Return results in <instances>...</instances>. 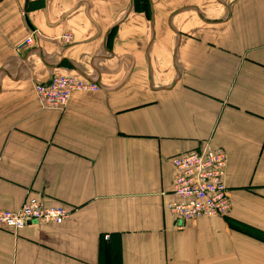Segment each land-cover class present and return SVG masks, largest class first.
<instances>
[{
	"label": "crops",
	"instance_id": "obj_1",
	"mask_svg": "<svg viewBox=\"0 0 264 264\" xmlns=\"http://www.w3.org/2000/svg\"><path fill=\"white\" fill-rule=\"evenodd\" d=\"M25 2L0 0V210L71 211L0 228V264H264V0ZM53 71L98 89L44 108ZM202 141L231 211L177 223L171 157Z\"/></svg>",
	"mask_w": 264,
	"mask_h": 264
},
{
	"label": "built area",
	"instance_id": "obj_2",
	"mask_svg": "<svg viewBox=\"0 0 264 264\" xmlns=\"http://www.w3.org/2000/svg\"><path fill=\"white\" fill-rule=\"evenodd\" d=\"M28 37L25 44H29ZM72 80L69 84L67 81ZM86 82L76 80L71 74L52 73L45 84L37 82L34 92L40 105L44 108L62 106L73 90L89 88ZM57 91L58 97L51 93ZM65 92V93H64ZM64 93V96H61ZM58 104V105H57ZM226 157L221 151L205 146L201 150L180 153L173 160L176 174L172 191L176 195L167 204L173 216L179 220L228 214L231 199L223 180ZM70 210L62 205L50 206L40 198H32L15 210H0V227L13 232L28 223L59 224L69 215Z\"/></svg>",
	"mask_w": 264,
	"mask_h": 264
},
{
	"label": "rangeland",
	"instance_id": "obj_3",
	"mask_svg": "<svg viewBox=\"0 0 264 264\" xmlns=\"http://www.w3.org/2000/svg\"><path fill=\"white\" fill-rule=\"evenodd\" d=\"M28 38V37H27ZM26 38V39H27ZM30 39H31V37H29ZM63 38L64 39H69L70 38V35H68V34H65V35H63ZM25 39V40H26ZM29 44H31V41H30V43ZM29 44H25V42H24V45H29ZM56 72H59V71H53L52 73H56ZM51 73V74H52ZM60 74H64L63 72H59ZM50 74V75H51ZM49 75V76H50ZM48 76V77H49ZM73 77L76 79V80H80V81H83V82H86L87 84H89L90 85V87L89 88H87L88 90H97L98 89V86H97V83H95V82H93V81H90V80H85V79H82V78H78V77H76V76H74L73 75ZM37 82H41L42 84H45L46 82H47V79L45 80V81H37ZM36 82V83H37ZM69 82H72V80H70V81H67L65 84H69ZM35 85V84H34ZM34 85H33V91H34ZM74 91V90H73ZM65 93V92H64ZM64 93H61V96L63 97L64 96ZM72 93V92H71ZM71 93H70V95H71ZM58 94L59 93H57V91H54V92H52L51 93V96L52 97H58ZM34 95H35V97H36V94H35V92H34ZM69 98H70V96L68 97V99H67V101H66V103L64 104V105H62V106H56V105H54L55 107H51V108H49V107H46V108H49V109H55V110H61L66 104H67V102L69 101ZM36 99H37V97H36ZM37 101H38V99H37ZM39 103V102H38ZM39 105H40V103H39ZM58 105V104H57ZM41 106V105H40ZM205 146H210L212 149H215V150H217V151H221V152H223L224 153V156L226 157V153L222 150V149H217V148H214V147H212L211 145H209V143L208 142H201L200 143V145L198 146V147H196V148H194V149H190V150H201L203 147H205ZM190 150H184V151H180V152H178V153H176V154H174L172 157H171V165H172V168H173V176H172V181H171V193L174 195V197L176 198V195L173 193V191H172V188H173V179H174V175L176 174V167H175V165H174V162H173V160H174V158L176 157V156H178L180 153H182V152H186V151H190ZM0 159H1V155H0ZM225 164H227V158H226V160H225ZM225 175H226V165H225V171H224V177H223V180H224V182H225ZM226 184V183H225ZM226 187V190H227V192H228V195L230 196L231 195V191H230V188L226 185L225 186ZM32 198H40L41 200H42V198L41 197H39L38 195H32V196H28V197H26L25 198V200L21 203V205L19 206V207H17V208H20L24 203H26L28 200H30V199H32ZM174 198V199H175ZM173 199V200H174ZM230 199H231V197H230ZM42 202L43 203H45L43 200H42ZM55 205H62V206H65V207H67L70 211H71V209H70V207H68V206H66V205H63V204H53V205H50V206H55ZM16 208V209H17ZM166 209L169 211V209L166 207ZM5 210H7V209H5ZM12 210H15V209H12ZM230 211H231V209H230ZM230 211H229V213H230ZM170 212V211H169ZM171 213V212H170ZM229 213L228 214H225V215H213V216H202V217H220V218H223V217H226L227 215H229ZM68 217V216H67ZM193 218H197V217H191V218H187V219H183V220H179L178 218H176L175 216H174V219H175V222H177V223H181V222H183V221H186V220H189V219H193ZM60 224V223H59ZM0 228H2V227H0ZM4 229V228H3ZM22 229V228H21ZM9 230V229H8ZM11 231V230H10ZM18 231V230H17ZM17 231H15V232H13V233H16Z\"/></svg>",
	"mask_w": 264,
	"mask_h": 264
},
{
	"label": "water",
	"instance_id": "obj_4",
	"mask_svg": "<svg viewBox=\"0 0 264 264\" xmlns=\"http://www.w3.org/2000/svg\"><path fill=\"white\" fill-rule=\"evenodd\" d=\"M27 3V0H26V2H25V4Z\"/></svg>",
	"mask_w": 264,
	"mask_h": 264
}]
</instances>
